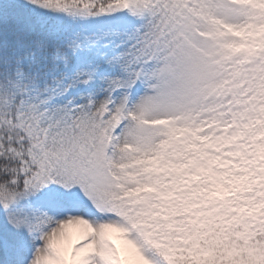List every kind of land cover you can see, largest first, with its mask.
Returning <instances> with one entry per match:
<instances>
[{"label":"snow or ice","instance_id":"obj_1","mask_svg":"<svg viewBox=\"0 0 264 264\" xmlns=\"http://www.w3.org/2000/svg\"><path fill=\"white\" fill-rule=\"evenodd\" d=\"M0 264H264V0H0Z\"/></svg>","mask_w":264,"mask_h":264}]
</instances>
